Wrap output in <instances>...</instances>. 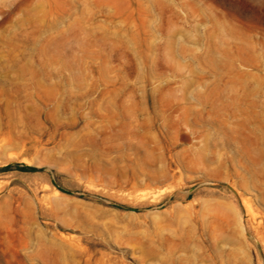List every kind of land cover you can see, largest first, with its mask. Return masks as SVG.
<instances>
[{
	"label": "rangeland",
	"instance_id": "374dc122",
	"mask_svg": "<svg viewBox=\"0 0 264 264\" xmlns=\"http://www.w3.org/2000/svg\"><path fill=\"white\" fill-rule=\"evenodd\" d=\"M0 264H264V0H0Z\"/></svg>",
	"mask_w": 264,
	"mask_h": 264
},
{
	"label": "water",
	"instance_id": "95a60500",
	"mask_svg": "<svg viewBox=\"0 0 264 264\" xmlns=\"http://www.w3.org/2000/svg\"><path fill=\"white\" fill-rule=\"evenodd\" d=\"M216 184H219V183H216Z\"/></svg>",
	"mask_w": 264,
	"mask_h": 264
}]
</instances>
